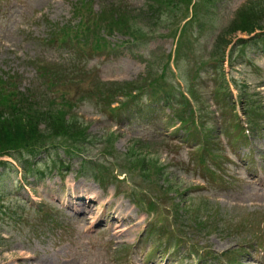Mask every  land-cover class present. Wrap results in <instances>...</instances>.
Returning <instances> with one entry per match:
<instances>
[{"label":"rangeland","instance_id":"obj_1","mask_svg":"<svg viewBox=\"0 0 264 264\" xmlns=\"http://www.w3.org/2000/svg\"><path fill=\"white\" fill-rule=\"evenodd\" d=\"M74 1L0 0V74L7 80L11 79L13 84L9 87H15L30 95L36 92L43 98L39 74L36 73L33 63L44 61L55 67V62H76L78 60L69 49L59 48L57 44L51 46L47 43L52 30L51 26H64L67 31L66 26L77 24L88 31L80 24L79 17L86 26V23L105 10L107 5L110 8H112L110 4L118 5L117 0H85L81 6L82 14L78 17L73 14ZM120 1L124 5L127 3L133 10H143V7L147 5V0ZM249 2L250 0H211L206 3L201 1L189 16L186 9L184 11L183 8L175 7L169 8L168 11L163 10V16L161 12L142 13L136 16L135 12L131 16H134L135 24L140 32L147 33L154 30L155 35L140 46H129L128 48L123 46L118 53L91 55L89 63H85L86 67L82 64L81 69H87L86 78H91L92 85H96L93 81L98 79L105 82L140 81L144 78L143 76L149 74V71L155 72L160 69V61L172 53L176 61L172 59L171 63L175 66V63H178L185 74V71L189 69L194 70L196 61L205 60L212 54L216 37L234 21L237 11ZM142 16L146 18L145 21L141 20ZM191 18L192 21H190ZM180 20L182 22L179 27ZM188 21L190 22L187 23ZM184 24L186 26L181 32ZM100 28L101 34L104 33L103 28ZM78 34L83 39V33ZM72 35L74 33L70 32V36ZM233 38L234 42L238 39L235 36ZM123 39L127 38L115 35L111 41L121 45ZM178 39H180L179 42ZM85 45L89 46L86 42ZM249 46L258 45L251 43ZM251 52L255 53L259 64L263 65L264 59L259 56V50L253 47ZM236 66L229 77L230 80L235 77L239 79L240 84L242 81L257 82L259 84L257 91L262 92L258 97L264 101L262 79L257 74L253 76L249 67ZM75 87H78L77 84ZM202 87H204L202 98L208 100L210 109H212L213 101L209 96L210 87ZM73 88L69 89L68 96H74L72 102L74 106L76 102L78 105L73 108V112L80 116L79 122L84 126L83 129L91 134L92 144L88 146L81 142V139H77L78 137H58L57 141L66 146L71 145L75 149H81L93 156V162L97 167L101 166L100 162L105 164L106 157L107 162L115 164L113 156L117 154L122 157L127 151L131 153L137 147L138 154H144L150 160H159L161 165L170 164L174 168L172 160L176 161L172 155L176 152L172 154L169 143H165L161 137L163 134L173 136L175 127L164 119L163 112L156 108L157 113L145 114L144 117L139 118V113H143L145 108L137 109V107L131 109L128 119L127 114L119 112L121 115L118 114L120 115L118 119L114 118L112 121L110 115L104 114L103 109L95 106L92 98L88 97L80 104L78 99H82L83 95L80 91L78 92L79 88L77 90ZM234 91H238L235 85ZM140 104L145 105L146 98H143ZM150 115H154L155 120L150 121ZM116 120L122 123L118 124ZM213 125L217 127L216 122ZM253 129L264 132L262 124L254 126ZM259 132H257L259 135L254 146L260 147L261 145L264 151V135ZM146 138L151 142L150 145H147L149 143L142 145L137 143L145 141ZM108 139H112L114 143L112 148ZM218 141L221 142L220 136ZM61 155L64 154L61 153ZM182 155L185 156V153ZM81 158L84 159V156L81 155ZM167 158H169L168 161H166ZM120 160L121 158L116 161V164L121 165ZM45 162L46 159L43 160V163ZM68 163L69 169L58 167L59 176L56 175L57 167L54 166L52 173L40 181H36L32 176L24 177L19 165L6 171L0 170V236L5 238V242L0 244V264H201L205 262L216 264L217 257L235 246L234 244L242 245L248 241L256 244L251 236H245L242 232L236 233L232 228H230V234L226 233V226L230 224L235 226V223H239L240 218L236 216L237 212H240V215L244 212L252 213L253 215H250L257 223L260 222V217L264 216L263 201L253 199L258 196L254 193L256 192L255 186L245 184L246 177H249L252 171L251 166L245 168V174L241 176L243 182L239 180L238 175H235L233 179L228 180L229 185L225 184L211 191L209 197L213 201L209 203L204 202L202 196L192 195L187 190V181L197 178L192 169H188L184 177L179 176L174 171L175 168L174 170L167 169L168 172L178 177L173 178L171 183L176 186V192L178 191L176 195L180 196L175 199L181 203L182 207L184 206L183 210L179 209V213L176 209L162 207L161 214L155 216L154 222H157L159 226H168L172 232L180 231L184 235L182 236L184 240L179 242V246L169 250V248L160 249L158 247L159 242L155 234V237L152 236L143 241L147 234L144 232L147 216L135 208L124 194L119 196L116 191L117 187L109 183L106 189H101L91 177L90 165L87 170L80 169L81 159L79 157L68 159ZM113 164L111 168H114ZM257 164L260 163L257 162ZM254 167L260 171L258 165L255 164ZM261 172H264V161ZM257 176L259 179L264 178L261 175ZM76 188L86 193L87 197L94 194L99 195L101 202L97 204L98 208L101 206L105 208L104 202L111 201L113 205L108 208L109 213H123L131 218L130 223L125 222L127 224L123 228L124 231L127 230L125 235L121 236L122 232H120L118 236H113L110 232L99 231L102 224L97 205L94 209L96 215H93V218H96L99 224H92V218L84 220L74 214L70 205L78 203L77 197L81 195V192L74 190ZM123 188L128 192L143 191L149 195L154 194V187L147 185L142 179H138L129 186L123 185ZM63 202L68 204V207ZM41 203L46 204V208L52 207L57 214H60V221L63 223L61 226L65 227L64 230L59 227L52 228L44 222L38 225L35 210ZM252 203H255L257 207ZM23 204L29 209L21 206ZM241 205L248 209L237 208ZM78 209L83 211L84 206ZM182 211H184L183 215ZM214 211L219 213V218L221 214L223 221L221 229L216 225V218L214 220L210 218V214ZM191 213L193 218L197 215L202 219L199 222L205 220V223L195 225L193 219L190 222L187 221L186 216ZM203 214H207L204 219ZM132 224H134L133 227L129 229ZM152 226L153 223L150 227ZM243 229L244 227L240 228V230ZM261 241L264 239L262 238ZM193 244L198 245V250L195 249L193 253H189L190 250H194ZM221 258L222 262L227 260L225 256ZM240 264H257V260L242 259Z\"/></svg>","mask_w":264,"mask_h":264},{"label":"trees","instance_id":"obj_2","mask_svg":"<svg viewBox=\"0 0 264 264\" xmlns=\"http://www.w3.org/2000/svg\"><path fill=\"white\" fill-rule=\"evenodd\" d=\"M169 2L171 0H165ZM114 6V5H113ZM125 11L112 10L107 22V27L112 30L117 27L122 31L132 32L134 34L140 33V30L135 24L134 16L127 14ZM107 14V11H104ZM264 15V0H253V2L245 7L239 13V18L231 30H226L225 34H231L233 31L252 32L256 27H262L260 22ZM102 13L99 15L97 21L104 22ZM97 25V23H96ZM218 46H224L223 36L218 41ZM105 43V41H104ZM52 73V72H51ZM43 74H47V72ZM31 101V100H30ZM30 102L24 99L13 100L5 92V88L0 89V154L16 149L20 145L25 147L42 146L40 139L46 140L50 134H59L63 137H78L85 138L82 123L74 119L68 120L66 112L63 109L38 108L37 103ZM55 108V107H54ZM45 123L44 128H40L41 124ZM26 143V144H24Z\"/></svg>","mask_w":264,"mask_h":264},{"label":"bare ground","instance_id":"obj_3","mask_svg":"<svg viewBox=\"0 0 264 264\" xmlns=\"http://www.w3.org/2000/svg\"><path fill=\"white\" fill-rule=\"evenodd\" d=\"M92 198H94L95 200L99 201L97 196H96V197H92ZM93 202H94V201H93ZM93 212H95L94 209H92V215H94ZM88 216H90V213H87V214H86V217H88ZM113 218H117V219H116V223H118V224H116L115 226H117V225H123V227H124L125 225H127V224H125V222H126L127 220H131V219H130L129 217H127V216H126V217L122 216V214H118L117 217H113ZM123 227H122L119 231H117V233L122 232L121 236H124V235H125V232H126V231H124Z\"/></svg>","mask_w":264,"mask_h":264}]
</instances>
